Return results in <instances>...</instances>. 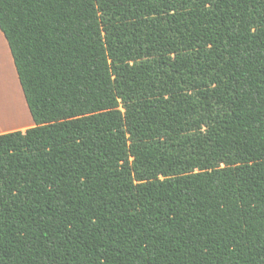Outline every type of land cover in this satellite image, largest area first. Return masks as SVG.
<instances>
[{
    "label": "trees",
    "instance_id": "trees-1",
    "mask_svg": "<svg viewBox=\"0 0 264 264\" xmlns=\"http://www.w3.org/2000/svg\"><path fill=\"white\" fill-rule=\"evenodd\" d=\"M33 126L0 134V264H264V0H0Z\"/></svg>",
    "mask_w": 264,
    "mask_h": 264
},
{
    "label": "rangeland",
    "instance_id": "rangeland-1",
    "mask_svg": "<svg viewBox=\"0 0 264 264\" xmlns=\"http://www.w3.org/2000/svg\"><path fill=\"white\" fill-rule=\"evenodd\" d=\"M10 60L11 57H8L5 46L0 38V112H6L9 117L5 123L7 128L4 129L18 126L21 119L25 116L20 91H18L16 85V77L14 76V69L12 70Z\"/></svg>",
    "mask_w": 264,
    "mask_h": 264
},
{
    "label": "crops",
    "instance_id": "crops-1",
    "mask_svg": "<svg viewBox=\"0 0 264 264\" xmlns=\"http://www.w3.org/2000/svg\"><path fill=\"white\" fill-rule=\"evenodd\" d=\"M0 38H1V41L3 42V45L5 46L6 52L8 54V57H11L10 53H9V50H8V47H7V44H6V41H5L4 37H3V35L1 34V32H0ZM10 61L12 63V59ZM11 66H12V70H13L14 69L13 63H12ZM14 76L16 77V85H17L18 91H20V97H21V100H22L23 108L25 110V116H24V118L21 119V122H20V124L18 126H14L12 128H8V129H3V130L0 131V134H5V133H9V132H14V131L24 132L26 129L31 128L33 126V122H32L31 116H30V114L28 112V109H27V106L25 104L23 95L21 93V89H20V86H19V83H18V80H17V76H16V73H15V70H14ZM16 118H19V117H16Z\"/></svg>",
    "mask_w": 264,
    "mask_h": 264
},
{
    "label": "bare ground",
    "instance_id": "bare-ground-1",
    "mask_svg": "<svg viewBox=\"0 0 264 264\" xmlns=\"http://www.w3.org/2000/svg\"><path fill=\"white\" fill-rule=\"evenodd\" d=\"M8 119L9 117L6 112H0V131L3 130L5 127L7 128V126H5V123L8 121Z\"/></svg>",
    "mask_w": 264,
    "mask_h": 264
}]
</instances>
